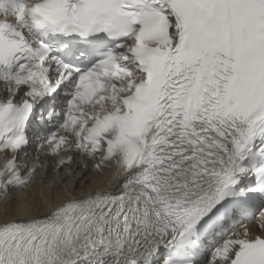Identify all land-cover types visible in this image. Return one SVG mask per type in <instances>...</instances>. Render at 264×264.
<instances>
[{
	"label": "snow or ice",
	"instance_id": "snow-or-ice-1",
	"mask_svg": "<svg viewBox=\"0 0 264 264\" xmlns=\"http://www.w3.org/2000/svg\"><path fill=\"white\" fill-rule=\"evenodd\" d=\"M0 204V264H264V0H0Z\"/></svg>",
	"mask_w": 264,
	"mask_h": 264
},
{
	"label": "bare ground",
	"instance_id": "bare-ground-1",
	"mask_svg": "<svg viewBox=\"0 0 264 264\" xmlns=\"http://www.w3.org/2000/svg\"><path fill=\"white\" fill-rule=\"evenodd\" d=\"M61 175H63V173H61ZM80 176V172L78 171L74 177H69L68 179L71 180V179H78ZM54 179H55V176L52 175L51 172L48 173V178L47 179H43V185H44V189L45 190H48V183H50L52 186L50 187H53L54 185ZM91 179V177H90ZM41 180H42V177L38 174L37 177H36V183L33 185V186H30L28 189L25 190V192H32V191H37L40 187V183H41ZM67 182V181H66ZM58 191V189H54L53 190V196H55V192ZM3 211V205L0 204V212Z\"/></svg>",
	"mask_w": 264,
	"mask_h": 264
},
{
	"label": "rangeland",
	"instance_id": "rangeland-1",
	"mask_svg": "<svg viewBox=\"0 0 264 264\" xmlns=\"http://www.w3.org/2000/svg\"><path fill=\"white\" fill-rule=\"evenodd\" d=\"M47 185H48V188H50V186H52L50 183H48Z\"/></svg>",
	"mask_w": 264,
	"mask_h": 264
}]
</instances>
